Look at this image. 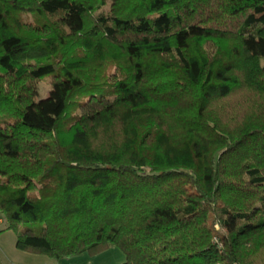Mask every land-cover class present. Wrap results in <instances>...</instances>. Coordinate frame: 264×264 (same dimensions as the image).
I'll list each match as a JSON object with an SVG mask.
<instances>
[{"label":"trees","instance_id":"1","mask_svg":"<svg viewBox=\"0 0 264 264\" xmlns=\"http://www.w3.org/2000/svg\"><path fill=\"white\" fill-rule=\"evenodd\" d=\"M0 220L57 262L264 264V0H0Z\"/></svg>","mask_w":264,"mask_h":264},{"label":"rangeland","instance_id":"2","mask_svg":"<svg viewBox=\"0 0 264 264\" xmlns=\"http://www.w3.org/2000/svg\"><path fill=\"white\" fill-rule=\"evenodd\" d=\"M112 71H116L114 67ZM52 79H44L39 83L38 86V100L46 99L50 92L52 86ZM220 112L228 114L230 117L234 116L239 121L242 120V123L245 121L250 122L251 119H254V115L251 118L248 113V109H240L237 102L233 104L228 103L227 107ZM6 227L5 220H0V228L4 229ZM34 227L39 228L41 224H24L23 228ZM215 230L217 233L224 234L225 230L219 225L215 224ZM126 257L124 254L119 251L117 248H112L109 251L97 255L90 256L89 254H84L82 256L73 257L68 259L66 262H57L50 259L47 256H36L27 254L18 250L17 248V233L13 230L4 231L0 235V264H125Z\"/></svg>","mask_w":264,"mask_h":264},{"label":"crops","instance_id":"3","mask_svg":"<svg viewBox=\"0 0 264 264\" xmlns=\"http://www.w3.org/2000/svg\"><path fill=\"white\" fill-rule=\"evenodd\" d=\"M67 260H65V262H66Z\"/></svg>","mask_w":264,"mask_h":264}]
</instances>
